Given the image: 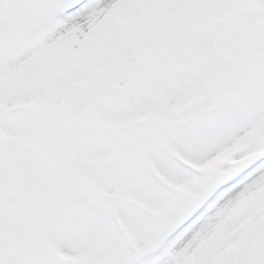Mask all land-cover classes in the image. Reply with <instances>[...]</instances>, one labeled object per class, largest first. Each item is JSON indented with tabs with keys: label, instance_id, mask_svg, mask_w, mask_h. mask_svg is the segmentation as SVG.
Wrapping results in <instances>:
<instances>
[{
	"label": "snow or ice",
	"instance_id": "1",
	"mask_svg": "<svg viewBox=\"0 0 264 264\" xmlns=\"http://www.w3.org/2000/svg\"><path fill=\"white\" fill-rule=\"evenodd\" d=\"M0 264H264V0H0Z\"/></svg>",
	"mask_w": 264,
	"mask_h": 264
}]
</instances>
